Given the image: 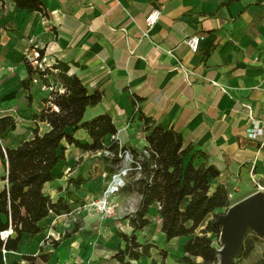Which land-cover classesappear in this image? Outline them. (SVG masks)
<instances>
[{"label": "crops", "instance_id": "obj_1", "mask_svg": "<svg viewBox=\"0 0 264 264\" xmlns=\"http://www.w3.org/2000/svg\"><path fill=\"white\" fill-rule=\"evenodd\" d=\"M41 1L46 15L22 10L13 0L0 4V106L16 121V128L3 137L6 147L31 139L37 127L41 133L50 129L48 123L37 125L33 119L46 106L50 89L38 78L25 86L26 60L42 51L44 65L67 63L69 73L89 92L102 93L86 118L111 115L120 146L142 150L148 145L142 120L147 116L183 135L185 146L196 154V166L219 170V176L210 179L212 190L224 186L233 204L260 191L257 184L264 192V134L249 137L250 130L264 128V0ZM154 8L161 10L160 19L144 36L145 19ZM196 34L203 39L194 53L187 39ZM180 62L194 72L188 79ZM75 137L84 144L92 142L84 129ZM62 145L65 159L54 168L56 178L45 184L44 193L72 210L98 197L112 176L130 166L125 160L112 165L103 151H87L66 141ZM7 167L0 156V191L8 186ZM79 178L86 182L77 188L74 181ZM123 180L127 186L132 176ZM115 196L131 207L122 223L104 226L93 222L91 214L75 221L72 210L51 213L40 222L39 234L22 235L17 251H0V264H30L23 256L37 257L36 264H116L113 256L125 246L117 232L132 233L127 216L136 212L141 195L125 187ZM148 216L152 223L137 233L139 240L168 252L160 243H166L160 205L153 204ZM76 224L78 230L62 238ZM187 240L169 242L179 245V260ZM152 259L158 261L154 252L152 258L133 264H151Z\"/></svg>", "mask_w": 264, "mask_h": 264}, {"label": "trees", "instance_id": "obj_2", "mask_svg": "<svg viewBox=\"0 0 264 264\" xmlns=\"http://www.w3.org/2000/svg\"><path fill=\"white\" fill-rule=\"evenodd\" d=\"M3 2L0 0V4ZM13 2L22 10L47 14L41 0ZM38 54L35 60L41 61L43 52ZM33 60L34 57L26 60L29 77L25 86L28 87L38 78L50 89L49 97L45 99L46 106L40 113H35L33 119L37 125L40 122L48 123L50 129L41 133L37 127L34 136L17 147L4 146L3 150L0 144V156L7 160L8 165L4 178L8 186L0 191V251H17L22 235L27 233L34 237L39 234L43 230L40 222L51 213L60 215L71 212L68 203L63 200L53 202L44 193L45 184L56 178L54 168L65 159L62 142L66 141L87 151L108 150L113 154L109 157L112 165L124 160L119 156L124 151L131 156L130 169L123 177L132 176V180L127 186L124 181L121 188L126 187L127 192H138L141 202L136 212L127 216L132 233L117 232L125 246L119 247L113 256L116 264H133V261L142 258H152L155 249L160 251L162 262L152 259L151 264H166L168 252L155 244L141 242L137 234L152 223L148 215L150 207L156 203L160 205L161 231L165 235V242L188 237L182 245L184 254L180 264H218L219 249L213 245L209 234L220 236L221 226L217 223L220 213L217 211L228 210L233 205L227 188L218 186L212 190L210 179L218 177L219 170L214 166H196V154L192 146H185L183 135L147 116H142V120L148 145L142 150L120 146V142L114 138L117 128L111 115L86 118L88 108L102 100L100 91L89 92L77 75L69 73L67 63L58 62L42 70L33 64ZM15 128L16 121L12 116H0L1 139ZM79 129L88 132L91 143L84 144L75 137ZM109 171L113 172L114 168H109ZM74 182L79 188L86 180L79 178ZM210 215L212 219H208ZM205 222L206 226L201 228ZM78 227L76 224L62 238L71 236ZM249 233H253V236H249ZM259 236L262 235L251 228L247 230L239 258L251 254ZM54 244L57 246L59 242L55 241ZM40 258L45 260L46 256ZM23 259L36 264L37 257L23 256ZM253 264H264V252Z\"/></svg>", "mask_w": 264, "mask_h": 264}, {"label": "water", "instance_id": "obj_3", "mask_svg": "<svg viewBox=\"0 0 264 264\" xmlns=\"http://www.w3.org/2000/svg\"><path fill=\"white\" fill-rule=\"evenodd\" d=\"M120 179L116 175L114 182ZM221 226L220 241L222 248L218 250V264H233L234 258L240 255L243 240L249 228L264 236V192L256 193L234 203L226 213L217 219Z\"/></svg>", "mask_w": 264, "mask_h": 264}, {"label": "rangeland", "instance_id": "obj_4", "mask_svg": "<svg viewBox=\"0 0 264 264\" xmlns=\"http://www.w3.org/2000/svg\"><path fill=\"white\" fill-rule=\"evenodd\" d=\"M1 140H2L3 145L5 146L3 138ZM124 160L127 162H130L127 159H124ZM122 179H123V176H122ZM112 181H113V176L111 177V179L108 182V184L106 185V187L103 188L99 192L98 197H96L94 199H89L87 201L80 203V204H84V203H90V204H88L89 205L88 208L84 209L80 214L74 215L75 221H78L80 219L82 220L83 218H85L86 216L91 214L93 222H98L99 224H103L104 226L109 225L110 223L115 222V221H120V223L123 222V217L126 215V213L131 211V207H130L129 203L123 204L124 202L120 203L119 200H114L116 197L115 195L118 194L121 187H119L118 191L110 194L109 202L113 206V211L111 214H106L105 212L98 210L97 206L92 204L93 202H99L101 200V198L103 197L104 193L109 188V185ZM117 210H118V212H117ZM226 211H227L226 209H222V210H218L217 212L221 214V213H226ZM212 218H213V216L210 215L208 219H212ZM206 223L207 222H205L202 225V228H204L206 226ZM121 228L123 229L122 226L120 227V229ZM209 236L213 240V245L220 250L222 248L220 236L217 234H212V233H210ZM249 236H253V233H249ZM160 243L164 246V248H166L168 250L167 261L171 262V264H180V262H179L180 260L177 259L179 256L178 255L179 254V245L174 241L172 243H164L163 241H161ZM153 252H154L155 257L158 259L159 263H161L162 258L160 255V251L156 252V250H153ZM263 252H264V236H259L258 239L255 241L254 249L251 252V254L248 257H240V258L236 257V258H234L233 264H253L261 256V254ZM170 256L175 258V259L169 260ZM97 262L98 261H96V260H94V261L90 260L91 264H96ZM102 263L103 264H109L110 260L103 261ZM102 263H97V264H102ZM71 264H74V262H71ZM81 264H82V262H81ZM167 264H170V263H167Z\"/></svg>", "mask_w": 264, "mask_h": 264}, {"label": "built area", "instance_id": "obj_5", "mask_svg": "<svg viewBox=\"0 0 264 264\" xmlns=\"http://www.w3.org/2000/svg\"><path fill=\"white\" fill-rule=\"evenodd\" d=\"M160 16H161V10L159 8H154L148 14V16L145 19L146 29H143L142 30L144 36H147L148 35V30L151 27H153L158 22V20L160 19ZM202 39H203V36L198 35V34L193 35V36H191V37H189L187 39V44H188V46H189V48L191 49L192 52H194V53L198 52L199 45H200V42H201ZM38 56H39V54H35L34 55L33 64L35 66H38L42 70H44L46 65H44L42 63V61L35 60ZM179 67L182 70V72L184 73V76H185L186 79H188V77L191 74H194V72H193L192 69L188 68L186 65H184L181 62H180ZM0 94H1V86H0ZM6 114H8V112H6L5 109L0 106V116L6 115ZM263 134H264V128L256 127L254 129L250 130L249 137L252 138V139H256L257 137H259V136H261ZM114 138L119 141V138H118L117 135L114 136ZM0 144H1L2 148H3V150H4V145L2 143L1 136H0ZM104 154L106 156H108V157L113 156V154L110 153L108 150H105L104 151ZM119 156L120 157H123L124 159H127L130 162H132L131 156H130V154H129L128 151H124L123 154L120 153ZM129 169H130L129 167L128 168H124L118 174H116L119 177L120 182H119L118 185H116L115 189H113V191L110 192L111 186H113V184L115 183L114 180L116 178V175H114L113 176V181L110 183L109 188L104 193V195L101 198V200L99 202H93L92 203L93 205H96L97 206V209L98 210H100L102 212H105L106 214H111L112 213L113 206L109 202L110 194L113 193V192L118 191L119 190V187H122L124 185V181L122 179V176H125L127 174V172L129 171ZM257 188L260 189V191L262 189V187L260 185H258V184H257ZM229 196H230V199H231L232 198V194L230 193ZM88 204H90V203H84V204H80L79 203L77 206L74 207V209L72 210V213H74V214H80L84 209H87L88 208V206H89Z\"/></svg>", "mask_w": 264, "mask_h": 264}, {"label": "bare ground", "instance_id": "obj_6", "mask_svg": "<svg viewBox=\"0 0 264 264\" xmlns=\"http://www.w3.org/2000/svg\"><path fill=\"white\" fill-rule=\"evenodd\" d=\"M118 184H119V180H118L117 182H115V183L113 184V186H111V190H110V192H112L113 189H115L116 185H118Z\"/></svg>", "mask_w": 264, "mask_h": 264}]
</instances>
